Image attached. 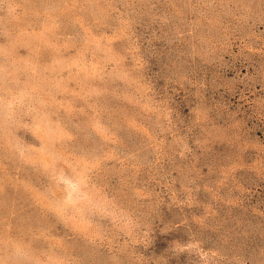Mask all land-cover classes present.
Listing matches in <instances>:
<instances>
[{
  "label": "rangeland",
  "instance_id": "rangeland-1",
  "mask_svg": "<svg viewBox=\"0 0 264 264\" xmlns=\"http://www.w3.org/2000/svg\"><path fill=\"white\" fill-rule=\"evenodd\" d=\"M64 173L99 206L57 207ZM17 244L264 264V0H0V264Z\"/></svg>",
  "mask_w": 264,
  "mask_h": 264
},
{
  "label": "clouds",
  "instance_id": "clouds-1",
  "mask_svg": "<svg viewBox=\"0 0 264 264\" xmlns=\"http://www.w3.org/2000/svg\"><path fill=\"white\" fill-rule=\"evenodd\" d=\"M18 153L23 156V151L17 147ZM57 182L64 189L63 199L55 201L57 207L67 209L73 205H85L89 208H97L99 205L92 200L86 191L87 182L82 178L72 179L67 173L58 178ZM11 264H38L37 254L29 247L17 244L10 248Z\"/></svg>",
  "mask_w": 264,
  "mask_h": 264
}]
</instances>
